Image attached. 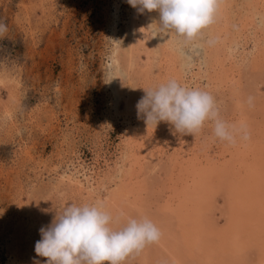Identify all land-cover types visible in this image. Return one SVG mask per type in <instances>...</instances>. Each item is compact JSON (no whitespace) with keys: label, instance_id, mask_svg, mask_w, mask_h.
Here are the masks:
<instances>
[{"label":"rangeland","instance_id":"rangeland-1","mask_svg":"<svg viewBox=\"0 0 264 264\" xmlns=\"http://www.w3.org/2000/svg\"><path fill=\"white\" fill-rule=\"evenodd\" d=\"M138 7L127 0H0L7 29L0 34V264H45L34 251L41 227L67 204H99L98 194H107L101 205L119 217L111 227L147 218L166 235L158 242L191 261L181 233L189 225L164 210L169 187L196 162L200 171L205 163L230 169L233 151L251 163L248 140L214 137L212 121L193 135L167 122L147 125L136 107L145 90L174 79L208 92L220 118L238 128L233 101L242 99L251 126L261 127L254 138L264 139V0H220L214 23L191 42L161 32L159 12ZM218 52L222 63L214 60ZM250 124H243L247 135ZM263 141L254 142L257 153L264 154ZM237 171L225 179L210 175L217 184L202 222L209 235L231 223L226 186ZM158 242L123 264H161ZM257 253L250 247L243 256L254 264Z\"/></svg>","mask_w":264,"mask_h":264},{"label":"clouds","instance_id":"clouds-1","mask_svg":"<svg viewBox=\"0 0 264 264\" xmlns=\"http://www.w3.org/2000/svg\"><path fill=\"white\" fill-rule=\"evenodd\" d=\"M138 11L159 12V28L174 33L186 42L197 38L214 23L220 0H127ZM6 26L0 24V34ZM251 103V98H249ZM145 123L155 127L160 122L172 125L176 133H198L206 121L213 122L214 137L234 143L237 135L247 139L243 126L228 125L219 116L214 97L198 88L182 86L169 80L155 89L145 90L137 103ZM123 215V213H121ZM119 217L104 210L103 205H65L62 213L47 227H41V239L35 243L37 257L45 264H123L133 253L160 238L159 228L149 219L128 218L123 227Z\"/></svg>","mask_w":264,"mask_h":264},{"label":"bare ground","instance_id":"bare-ground-1","mask_svg":"<svg viewBox=\"0 0 264 264\" xmlns=\"http://www.w3.org/2000/svg\"><path fill=\"white\" fill-rule=\"evenodd\" d=\"M219 10L220 9H217V11ZM142 27L143 25L141 24V29ZM141 29L138 30L139 33L142 34ZM216 54H218V57H215L216 56L215 55L214 60L215 61L218 60L217 61L218 63H222L219 57V52ZM210 57H212L211 59H213L212 55ZM219 72L220 73L218 74V76L217 75L216 76L220 78V76H222L221 74H223V72L225 71H223L222 68L220 69ZM231 76H232V72H231ZM233 79L235 80V78ZM228 80L230 81V79H228L226 76L225 81L228 82ZM237 99H239V97H237ZM233 102L236 105L235 109L238 112V119H237L238 123L241 126H243V124L244 126L246 125L248 126V124H250V119H254V118L246 116L247 110L245 109V107L247 105L244 104L242 99L241 102L240 101L236 102L235 100ZM250 127L251 128L248 129L250 130L251 134L247 135L250 140L247 138L248 141L247 142L244 141L245 142L244 147H246L245 150L247 151L245 153H247V157L251 159V163L245 157L244 158L242 157L243 151H241V154L237 153L236 151L233 152L230 151L232 152L231 154H234L235 155L234 157H236L237 159L235 160V163L232 164V166H230V169L228 167L227 170L223 169V171H221L222 169L220 171H215V169L212 168V166H214L213 164L208 165L205 163L204 166L206 167L207 170H201L202 171L201 172L200 164H198L199 162H196L193 164L194 165L193 171L191 172L190 170V173L193 174L192 175L193 180L191 181L189 180L190 173L188 172V169L184 168L183 169L184 174H182L179 182L176 183V186L169 187L168 193L170 194L166 195V197L164 198L165 212L167 213L172 212L173 214L172 216H174L176 222L179 223V226L180 224L183 227L185 224L189 225L188 228L186 227L182 228L183 231L181 233L184 235L183 244L186 249V253L189 252L187 255L188 257H190L191 261H189L188 259L186 260H188L190 264H248L249 260L246 259L243 255H244V251H246V249L250 247L255 250L256 249L258 250L257 260L254 264H264V169H263L264 167H262L264 165V154L257 153V151L255 150L257 148V145H259V141H263L264 139L260 138L258 134H257L258 140L257 138H254V135H256V133L261 134V129H260L261 127L259 128L258 125L254 126L253 124L252 126L250 124ZM262 136L264 138V132ZM254 142L255 143L257 142L256 147L254 146ZM262 144L264 145V141L262 142ZM222 153L224 155V151H222ZM234 167H237L238 171L240 170V168L241 170L239 172L237 171L239 173L238 177L231 176V181H228L226 186L228 196L231 200L230 202L231 203L230 215L232 217L231 223L230 225H228L227 230L225 229L222 231V229H219L217 230L216 235H212V233L211 235H209L208 233L209 231L203 228L202 222L204 217L207 219V211L205 205L209 203L208 196L211 192L212 186L217 184L216 181L213 180L212 182L210 181V178H212V176L210 175H214L213 178L215 176H218L219 178L225 179L228 176L227 174H232V173L234 174ZM71 181L73 180L71 179ZM81 182L78 181V184L80 186H82ZM178 184H180L179 185L181 186L180 188L178 187ZM189 193L193 195H189ZM98 195H99L97 198L98 203L99 205H101V203L103 202L102 197L106 198L107 194L105 196L100 194ZM168 196H170V198ZM106 205L105 207H103L105 211L110 209V205L108 206ZM169 234H167V236ZM164 236H162L163 239H165ZM172 238H173V234H172ZM161 242L159 241L158 243L161 244L162 251H165V256H164L165 258L163 257L162 260L159 259L161 261V264H164V262L167 264H182L183 260L186 261L185 259H183V257L176 255L177 252L173 250L174 247L166 246L167 244L165 243V241H161ZM152 245L153 244H151V246ZM154 245H156V243ZM150 248L151 247H149V249ZM175 248L177 247L175 246ZM194 251L198 252V254L201 255L202 260L200 261L199 259L200 262L197 261L198 259L197 260L194 259L192 254Z\"/></svg>","mask_w":264,"mask_h":264}]
</instances>
